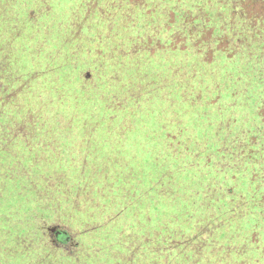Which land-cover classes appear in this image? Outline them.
Wrapping results in <instances>:
<instances>
[{
    "label": "rangeland",
    "instance_id": "obj_1",
    "mask_svg": "<svg viewBox=\"0 0 264 264\" xmlns=\"http://www.w3.org/2000/svg\"><path fill=\"white\" fill-rule=\"evenodd\" d=\"M161 1L0 0V264H264L247 152L219 155L260 124L247 60Z\"/></svg>",
    "mask_w": 264,
    "mask_h": 264
},
{
    "label": "trees",
    "instance_id": "obj_2",
    "mask_svg": "<svg viewBox=\"0 0 264 264\" xmlns=\"http://www.w3.org/2000/svg\"><path fill=\"white\" fill-rule=\"evenodd\" d=\"M162 0L161 5L163 6ZM174 1L171 10L168 13V20L180 22L179 31L187 34L194 35L195 44L201 46H208L209 42L214 40L215 47L211 48L215 51H220L223 56L218 57L221 62L226 66L228 62L233 60V57H238L239 61L242 59L247 60L248 71L242 76L248 75L252 79L253 87L251 90L247 86L246 94L248 98L256 97L257 107L254 111L257 113V121L255 126L247 132L249 136L248 141H243L242 145L236 147H230V144L226 141L224 143V137H222V143L219 155L236 156L240 152L239 149H243V153L247 152L249 162L247 166L250 168V175L246 174V180H244V187H247L248 182L253 180L259 184V187L252 185L253 191L249 192L247 188L245 194H247L246 203L249 206L245 211L246 216H252V211L255 208L261 209L260 205L253 201L252 206L248 204L253 197H259L260 201L264 200V75L262 70L264 69V0H168ZM170 21V22H171ZM217 59V60H218ZM215 57V63L217 62ZM262 62H259V61ZM231 62V64L235 63ZM230 63V62H229ZM249 78L247 82H249ZM260 106V108H258ZM233 111H239L238 107L233 106L229 108ZM241 114V112H238ZM254 116V115H253ZM232 124V121L230 122ZM235 123V121H234ZM244 138L243 135H238L236 139ZM247 142V143H246ZM213 143H209L205 149L202 150V154L208 153L209 157H213L212 149L215 150ZM219 147V146H218ZM211 152V153H210ZM212 155V156H211ZM234 190V189H233ZM234 195V192L233 194ZM230 195V197H231ZM235 196V195H234ZM233 196V197H234ZM236 199L230 202L231 205L236 203ZM264 204V202H262ZM159 201L156 204V208L160 207ZM264 207V206H263ZM264 212V210H263ZM243 215V214H241ZM238 221L241 218L236 216ZM253 227H250L253 230ZM243 228V226H242ZM261 228L264 231V220L261 219ZM241 230V229H240ZM238 233L245 231H240ZM237 233V234H238ZM64 238V237H63ZM70 239V238H69ZM69 239L64 238V242ZM244 242L245 236L241 239ZM175 247V246H173ZM172 251V250H171Z\"/></svg>",
    "mask_w": 264,
    "mask_h": 264
},
{
    "label": "flooded vegetation",
    "instance_id": "obj_3",
    "mask_svg": "<svg viewBox=\"0 0 264 264\" xmlns=\"http://www.w3.org/2000/svg\"><path fill=\"white\" fill-rule=\"evenodd\" d=\"M53 230H54L55 237H56V239H58V240H62L63 237H64V238H67V237H68V234H67V232H66L64 229H60V228H58V229L55 230V228H54ZM58 232H62V234L59 235V236H57V233H58Z\"/></svg>",
    "mask_w": 264,
    "mask_h": 264
},
{
    "label": "snow or ice",
    "instance_id": "obj_4",
    "mask_svg": "<svg viewBox=\"0 0 264 264\" xmlns=\"http://www.w3.org/2000/svg\"><path fill=\"white\" fill-rule=\"evenodd\" d=\"M47 3H48V0H42L41 4H40V7L43 9L47 6ZM209 47L210 48H214L215 47V41L212 40L209 42Z\"/></svg>",
    "mask_w": 264,
    "mask_h": 264
},
{
    "label": "water",
    "instance_id": "obj_5",
    "mask_svg": "<svg viewBox=\"0 0 264 264\" xmlns=\"http://www.w3.org/2000/svg\"><path fill=\"white\" fill-rule=\"evenodd\" d=\"M62 234V232H58L57 233V236H59V235H61ZM66 239H69V237H67Z\"/></svg>",
    "mask_w": 264,
    "mask_h": 264
}]
</instances>
